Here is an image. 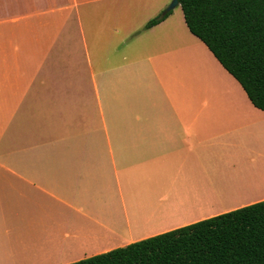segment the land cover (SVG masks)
<instances>
[{
	"label": "crops",
	"instance_id": "1",
	"mask_svg": "<svg viewBox=\"0 0 264 264\" xmlns=\"http://www.w3.org/2000/svg\"><path fill=\"white\" fill-rule=\"evenodd\" d=\"M169 2L0 0V264H71L264 201V111L207 48L219 66H195L183 15L144 28Z\"/></svg>",
	"mask_w": 264,
	"mask_h": 264
},
{
	"label": "trees",
	"instance_id": "2",
	"mask_svg": "<svg viewBox=\"0 0 264 264\" xmlns=\"http://www.w3.org/2000/svg\"><path fill=\"white\" fill-rule=\"evenodd\" d=\"M177 2L189 32L264 111V0ZM71 264H264V201Z\"/></svg>",
	"mask_w": 264,
	"mask_h": 264
},
{
	"label": "rangeland",
	"instance_id": "3",
	"mask_svg": "<svg viewBox=\"0 0 264 264\" xmlns=\"http://www.w3.org/2000/svg\"><path fill=\"white\" fill-rule=\"evenodd\" d=\"M172 0H170L168 6L171 4ZM166 6V8L168 7ZM172 12L174 14V16H177V17H182V12H181V9H180V6H175L173 9H172ZM129 19V18H128ZM136 24H134L135 26ZM188 33V31H187ZM143 34V33H142ZM189 34V33H188ZM145 36V35H144ZM190 38H193V43H195L197 46H201V51L198 53V54H195L193 53V55L195 56V59H194V64L195 66H214V64H217L216 61L213 59V57L211 56V54H209V51H207L206 47L204 46L203 43H201L200 41H198L197 39H195V37H193L192 35H189ZM137 37H130V38H127L125 40V44L123 45V50H126L127 49L128 51H131V48H134L135 47V40H136ZM108 46H109V40H108ZM199 51V49H198ZM133 54H130V53H127V55L129 57H133L134 55L135 56H138V53L137 52H133L131 51ZM125 54V52H124ZM143 54L145 56L147 55H151L147 52V50L143 51ZM215 62V63H214ZM218 65V64H217ZM219 66V65H218ZM262 161L264 162V156H259L258 158V163L257 165H259V161ZM252 163V162H251ZM250 168V167H249ZM252 170V168H251ZM257 182V181H256ZM262 190V189H261Z\"/></svg>",
	"mask_w": 264,
	"mask_h": 264
},
{
	"label": "bare ground",
	"instance_id": "4",
	"mask_svg": "<svg viewBox=\"0 0 264 264\" xmlns=\"http://www.w3.org/2000/svg\"><path fill=\"white\" fill-rule=\"evenodd\" d=\"M254 164V162L252 163ZM250 165L251 167L250 168H254V173L256 175V181H257V184L260 186V187H264V162H262L261 160L259 161V165H257L256 167H252L254 165ZM256 168V169H255Z\"/></svg>",
	"mask_w": 264,
	"mask_h": 264
},
{
	"label": "water",
	"instance_id": "5",
	"mask_svg": "<svg viewBox=\"0 0 264 264\" xmlns=\"http://www.w3.org/2000/svg\"><path fill=\"white\" fill-rule=\"evenodd\" d=\"M176 5H178L177 0H172L171 4L165 9L164 14L172 10Z\"/></svg>",
	"mask_w": 264,
	"mask_h": 264
}]
</instances>
